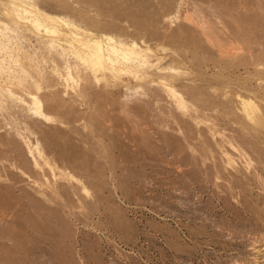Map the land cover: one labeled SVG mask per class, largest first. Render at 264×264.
<instances>
[{
    "label": "rangeland",
    "instance_id": "obj_1",
    "mask_svg": "<svg viewBox=\"0 0 264 264\" xmlns=\"http://www.w3.org/2000/svg\"><path fill=\"white\" fill-rule=\"evenodd\" d=\"M0 264H264V0H0Z\"/></svg>",
    "mask_w": 264,
    "mask_h": 264
},
{
    "label": "bare ground",
    "instance_id": "obj_2",
    "mask_svg": "<svg viewBox=\"0 0 264 264\" xmlns=\"http://www.w3.org/2000/svg\"><path fill=\"white\" fill-rule=\"evenodd\" d=\"M96 58V57H95Z\"/></svg>",
    "mask_w": 264,
    "mask_h": 264
}]
</instances>
